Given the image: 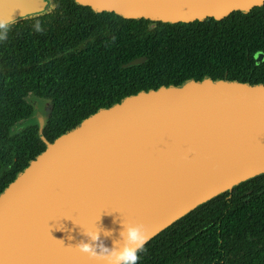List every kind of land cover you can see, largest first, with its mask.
Returning a JSON list of instances; mask_svg holds the SVG:
<instances>
[{
  "label": "water",
  "instance_id": "1",
  "mask_svg": "<svg viewBox=\"0 0 264 264\" xmlns=\"http://www.w3.org/2000/svg\"><path fill=\"white\" fill-rule=\"evenodd\" d=\"M74 1L97 14L172 24L222 20L264 4ZM51 7L52 0H0V20L11 24ZM26 100L34 113L16 132L37 126L46 148L0 193V264H116L114 252L135 246L130 228H140L144 246L202 204L264 174L262 83L205 78L142 90L54 141L44 135L51 101Z\"/></svg>",
  "mask_w": 264,
  "mask_h": 264
},
{
  "label": "trees",
  "instance_id": "2",
  "mask_svg": "<svg viewBox=\"0 0 264 264\" xmlns=\"http://www.w3.org/2000/svg\"><path fill=\"white\" fill-rule=\"evenodd\" d=\"M48 11L0 39V193L46 148L37 126L16 132L34 113L29 95L51 101L44 135L54 141L142 90L205 78L264 84V4L175 24L97 14L74 0H53ZM139 57L147 61L122 67ZM135 264H264V174L159 233Z\"/></svg>",
  "mask_w": 264,
  "mask_h": 264
},
{
  "label": "clouds",
  "instance_id": "3",
  "mask_svg": "<svg viewBox=\"0 0 264 264\" xmlns=\"http://www.w3.org/2000/svg\"><path fill=\"white\" fill-rule=\"evenodd\" d=\"M8 26V21L0 20V39L5 37ZM92 236L93 239H97L98 233H92ZM146 239L147 237L141 235L139 227L130 228L128 230V240L129 242H135V246L129 247L128 244H126L122 250L114 252L113 255L115 256L116 264H135L137 260V252L142 249ZM78 247L81 251L88 252L90 255L92 254L90 251V245L81 243Z\"/></svg>",
  "mask_w": 264,
  "mask_h": 264
},
{
  "label": "flooded vegetation",
  "instance_id": "4",
  "mask_svg": "<svg viewBox=\"0 0 264 264\" xmlns=\"http://www.w3.org/2000/svg\"><path fill=\"white\" fill-rule=\"evenodd\" d=\"M52 4H53V0H52ZM47 12H49V11H47ZM47 12H45V13H47ZM45 13H42V14H45ZM38 15H41V14H37V15H32V16H29V17H27V18H24V19H21V20H19V21H17V22H20V21H25V20H30V19H33L35 16H38ZM14 23H16V22H14ZM14 23H11V24H9V26L10 25H12V24H14ZM60 40V39H59ZM30 94V93H29ZM254 190H258V188H254V189H252V190H250V191H248V192H253ZM258 193H260V191H258ZM229 197H231V195L230 196H228V198Z\"/></svg>",
  "mask_w": 264,
  "mask_h": 264
}]
</instances>
